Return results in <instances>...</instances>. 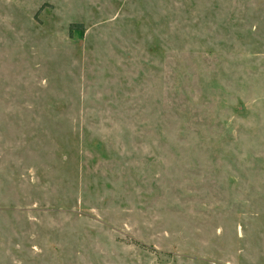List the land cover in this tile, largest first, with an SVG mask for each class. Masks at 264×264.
Instances as JSON below:
<instances>
[{"label": "rangeland", "instance_id": "1", "mask_svg": "<svg viewBox=\"0 0 264 264\" xmlns=\"http://www.w3.org/2000/svg\"><path fill=\"white\" fill-rule=\"evenodd\" d=\"M0 264H264V0H0Z\"/></svg>", "mask_w": 264, "mask_h": 264}, {"label": "trees", "instance_id": "2", "mask_svg": "<svg viewBox=\"0 0 264 264\" xmlns=\"http://www.w3.org/2000/svg\"><path fill=\"white\" fill-rule=\"evenodd\" d=\"M69 29L70 30L78 29L79 31H83V26L81 23L72 22L69 24Z\"/></svg>", "mask_w": 264, "mask_h": 264}]
</instances>
